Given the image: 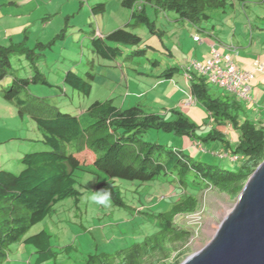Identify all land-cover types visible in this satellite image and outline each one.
Listing matches in <instances>:
<instances>
[{"label":"trees","instance_id":"trees-1","mask_svg":"<svg viewBox=\"0 0 264 264\" xmlns=\"http://www.w3.org/2000/svg\"><path fill=\"white\" fill-rule=\"evenodd\" d=\"M234 1L242 2V5L247 2L121 0L120 3L131 9L133 22H128L126 26L142 23L151 34L160 38L165 31L150 20L146 4L152 6L155 12L172 10L178 18L193 22L198 26L197 30H202L204 27L199 21L209 17L205 11L207 8L225 9L228 5L233 6ZM79 2L82 4L83 0ZM104 8L105 3L98 2L91 6V12L95 14L97 9L102 11ZM126 26H119L104 36L93 34L90 38L92 52L98 57L114 60L122 55V46L131 47L130 58L140 56L148 49L157 50L153 45L142 44V36ZM66 31L67 24L49 41L37 40L33 47H29L28 28H24L21 40L7 45L0 43L2 97L16 107L21 117L32 118L41 134L33 141L43 145L41 149L23 154L20 158L22 168L17 174L0 170V264L11 261V245L19 243L33 247L30 254L33 253L34 258L29 264H45L47 261L57 264L59 252L53 249L51 235L45 228L24 238L22 235L31 225L51 215L56 202L65 198L79 201L85 186L78 179L77 171L94 175L93 187L102 194L107 192L114 205L125 209L130 206L123 200L116 179L141 184L154 180L158 175H171L179 191L166 209L156 211L143 204L132 207L136 214L155 219L157 229L154 232L114 252L89 253L82 264H178L185 257V249L181 248L173 256L171 251L187 242L191 231L178 225L175 217L196 211L201 201L200 193L206 188H214L230 196L238 194L264 158V114L259 121L252 119L247 114V104L235 94L226 93L224 88V91L211 88L205 76L194 70L189 71L188 90L209 118L208 122H202L209 126H206L205 133L197 132L203 124L191 120L179 109L170 108L174 116L167 119L160 113L146 110L139 102L121 106L115 104L112 98L95 100L82 113L72 114L55 102L48 101L47 96L36 95L29 89L31 82L47 83L36 66V60L41 50L62 39ZM89 31H93L92 26L86 33ZM163 46L167 48L165 44ZM20 52L33 65L35 74L30 78L17 76L16 68L11 66L9 55ZM167 53L172 55L169 48ZM157 62L155 60L154 64ZM180 70L183 66L177 64L150 76L157 80L171 79L174 72ZM86 74L82 78L73 70H66L64 82L88 94L94 74L90 71ZM227 124L234 133L233 142L224 131ZM150 131L188 138L194 148L188 146V151L168 143H158L147 137ZM85 151L92 157L90 162L73 160L74 154ZM231 156H235L234 161H237L232 168L222 162L224 158L230 161Z\"/></svg>","mask_w":264,"mask_h":264},{"label":"rangeland","instance_id":"rangeland-1","mask_svg":"<svg viewBox=\"0 0 264 264\" xmlns=\"http://www.w3.org/2000/svg\"><path fill=\"white\" fill-rule=\"evenodd\" d=\"M120 1L86 0L80 4L79 0H0V43L7 45L11 41L21 40L22 30L28 28L27 45L33 47L37 40L49 41L67 24L65 36L55 40L49 48L41 50L36 66L47 83L31 82V93L47 96L48 101L55 102L61 109L72 114H80L93 101L107 98H112L115 104L121 106L139 102L146 110L160 113L167 119L174 116L169 109L175 108L186 113L196 123L203 124L197 132L205 133L209 127L208 123H202L209 121L205 109L196 102L185 104V107L179 105L183 97L188 95V83L182 71L174 72L171 79L157 80L150 76L159 74L168 66L180 64L182 58L187 56L188 52L176 47V36L186 31L190 33L191 30L204 35L206 31L202 30L205 29L197 30L196 24L178 18L172 10L155 12L152 6L146 4V14L150 20L165 31L160 39L156 34H151L144 24H131V9L122 6ZM98 2L105 3V8L102 11L97 9L94 14L91 6ZM242 4L234 1L233 6L228 5L225 9L207 8L205 11L209 17L200 19L199 23L218 36L231 30L233 23L243 30L248 19L252 26L264 28V1L247 0L244 7ZM16 14L21 15L15 16ZM253 14H258L262 19ZM67 15L69 17L66 19ZM90 22L92 25H88ZM128 22L131 23L126 26ZM91 26L93 31L86 33ZM119 26H126L140 34L142 44L153 45L157 50L148 49L144 54L130 58L131 47L122 46V55L114 60L94 54L90 45L91 36L96 33L105 35ZM164 44L171 50L172 55L167 53ZM9 60L11 66L16 68L17 76L30 78L35 74L32 63L24 53H11ZM155 60H158L157 64H154ZM69 69L82 78L87 76L86 71L94 74L88 94L65 84V72ZM258 71L254 68V72ZM254 81L255 79L252 80L253 88L249 90L250 97L251 94L255 95L257 88ZM208 84L211 88L224 91L221 86L209 82ZM256 84L262 86L261 83ZM226 93L233 94L230 91ZM155 133L150 131L147 137L161 144L167 143L165 137ZM161 133L180 139L172 133ZM40 137L32 118L24 115L21 117L16 107L4 99L0 91V170H10L17 174L22 168L20 158L23 154L43 148L41 143L32 141ZM171 142L168 144H177L176 141ZM184 150L190 151L188 147H184ZM222 162L230 168L237 164V161H229L228 158H224ZM76 173L85 186L79 201L65 198L56 202L51 215L31 225L22 235L24 238L45 228L51 235L53 249L59 252L57 264H82L89 253L114 252L141 240L144 235L157 229L156 221L136 214L132 207L143 204L156 211L166 209L178 192L175 179L171 175H158L154 180L141 184L132 180L116 179L123 200L130 206L125 209L114 205L110 200L106 204L93 201L94 194L104 195L94 189V175L82 171ZM236 196L214 188L203 190L200 193V205L194 213L175 217L176 223L190 230L191 235L182 246L172 250L171 255H176L178 250L184 248L186 257L201 248L210 239L218 221ZM65 246L69 248L63 249ZM32 251L31 245L12 244L11 261L5 264H29L34 258V254H30ZM156 256L158 257V253ZM45 264L52 263L47 261Z\"/></svg>","mask_w":264,"mask_h":264},{"label":"water","instance_id":"water-1","mask_svg":"<svg viewBox=\"0 0 264 264\" xmlns=\"http://www.w3.org/2000/svg\"><path fill=\"white\" fill-rule=\"evenodd\" d=\"M178 264H264V158L210 239Z\"/></svg>","mask_w":264,"mask_h":264},{"label":"crops","instance_id":"crops-1","mask_svg":"<svg viewBox=\"0 0 264 264\" xmlns=\"http://www.w3.org/2000/svg\"><path fill=\"white\" fill-rule=\"evenodd\" d=\"M18 4H20V2H18ZM242 6L244 7L245 4ZM19 15L21 14H16L15 16ZM253 15L257 18L259 16L258 14ZM261 19L260 21H262ZM247 22L248 24H244L243 30H240L236 23H233L231 30H229L228 32H224L223 35L219 36L215 33L213 35L212 32H210L209 28H204L205 30H202L206 31L204 35H201L194 30H191L190 33H188L189 31L182 32L181 35L176 36V47H179V49L182 51L188 52V57L184 54L186 57L182 58L180 64H184L190 59H204L209 55L211 47L214 46L221 51L230 52L232 54L234 63L239 68L253 69L256 62L264 63V28L256 25L252 26L250 24V19H248ZM195 33L200 37L197 41H194L191 37V35ZM225 33H229V35H225ZM254 79V85L257 86V88L255 91V95L253 96L251 94V102L247 103V114L252 119L259 121L264 114V68L261 71H258V73L255 72ZM256 82L261 83L262 86H259V84H256ZM252 88L253 84L250 89ZM187 94V97H189V90ZM187 97L184 96L183 99ZM179 105L184 106L182 105V103H179ZM231 129L232 128L230 127V125L227 124L224 131L226 133V136L233 142L235 138L233 137L234 133ZM155 134L157 136L161 134V136L165 137L167 143H172V140L176 141L177 144H174V146L176 147L184 148L190 146L194 148L193 145L189 142L188 138L179 137L180 139H178L174 138L173 136L167 137V135L161 132H156Z\"/></svg>","mask_w":264,"mask_h":264},{"label":"built area","instance_id":"built-area-1","mask_svg":"<svg viewBox=\"0 0 264 264\" xmlns=\"http://www.w3.org/2000/svg\"><path fill=\"white\" fill-rule=\"evenodd\" d=\"M193 38L198 39L197 36ZM191 68L202 73L209 82L233 92L238 98L248 102L251 100L249 90L254 78V70L238 68L229 52H222L212 47L209 56L203 60L190 61L186 70ZM254 68L261 71L264 68V63L256 62ZM185 77H189L187 72ZM191 100L189 98L187 101L190 102ZM232 158H235V156Z\"/></svg>","mask_w":264,"mask_h":264},{"label":"clouds","instance_id":"clouds-1","mask_svg":"<svg viewBox=\"0 0 264 264\" xmlns=\"http://www.w3.org/2000/svg\"><path fill=\"white\" fill-rule=\"evenodd\" d=\"M86 2V0H83V2ZM97 34V33H96ZM97 35H99V36H104V35H101V34H97ZM194 36H197L198 37V39H194L193 37ZM191 37H192V39L194 40V41H197V40H199V35L198 34H193V35H191ZM215 47V46H214ZM212 48V47H211ZM215 48H217V47H215ZM218 49V48H217ZM211 50V49H210ZM219 51H221L220 49H218ZM222 52H226V51H222ZM228 52V51H227ZM230 53V52H229ZM210 54V53H209ZM231 54V53H230ZM232 55V54H231ZM209 56V55H208ZM206 58V57H205ZM233 59V58H232ZM192 60H198V61H201V60H199V59H190L189 61H187V62H185L184 64H181L182 66H183V70H182V74H183V77H184V79L186 80V83H188L189 82V79H190V70H194V71H196V72H198L196 69H193V68H191V69H188V70H186V67H187V65L189 64V62L190 61H192ZM203 60V59H202ZM236 65V64H235ZM237 66V65H236ZM238 67V66H237ZM239 68V67H238ZM241 69H245V68H241ZM251 70H254V68L253 69H251ZM188 73L189 74V77L187 78V77H185V73ZM198 73H200V72H198ZM202 74V73H201ZM254 77H255V72H254ZM206 78V77H205ZM207 80V79H206ZM253 80H254V78H253ZM208 81V80H207ZM9 83L11 82L10 80L8 81ZM210 83H212V82H210ZM213 84H215V83H213ZM217 85V84H216ZM219 86V85H218ZM251 86H252V82H251V85H250V88H251ZM228 91V90H227ZM231 92V91H230ZM233 93V92H232ZM234 94V93H233ZM236 96V95H235ZM237 97V96H236ZM189 98H191L192 100L190 101V102H188L187 100L189 99ZM238 98V97H237ZM251 98V97H250ZM240 99V98H239ZM241 101H243L245 104H247V103H250L251 102V100L248 102V101H244V100H242V99H240ZM192 102H195V100H194V98L192 97V95L190 94L189 95V97H187V98H185V99H183V101L181 102L182 103V105H185V104H189V103H192ZM33 141V140H32ZM73 157V160H76L77 162H80V163H82V162H84V163H87V162H90L91 160H92V157H91V155L89 154V152H87V151H85V152H83V153H77V154H74V156H72ZM75 157H78V158H75ZM233 156H231L230 158L232 159V160H235L236 159V157L235 158H232ZM81 159H83V161L81 160ZM84 160H88V161H84ZM10 171V170H9ZM95 189V188H94ZM178 190V189H177ZM179 192V191H178ZM177 192V193H178ZM176 196H177V194H176ZM162 197H164V196H161V198ZM168 198V197H167ZM92 200L93 201H95V202H97V203H100V204H106L107 202H108V200H109V194L107 193V192H105L104 193V195L103 196H97V195H93L92 196ZM198 209V208H197ZM195 212V211H194ZM193 213V212H192ZM188 214H190V213H188ZM179 215H186V214H179Z\"/></svg>","mask_w":264,"mask_h":264}]
</instances>
